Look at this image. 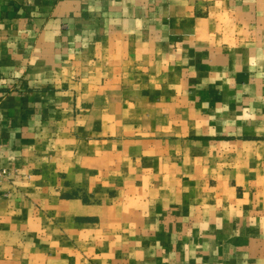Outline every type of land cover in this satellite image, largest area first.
I'll use <instances>...</instances> for the list:
<instances>
[{
    "label": "crops",
    "instance_id": "obj_1",
    "mask_svg": "<svg viewBox=\"0 0 264 264\" xmlns=\"http://www.w3.org/2000/svg\"><path fill=\"white\" fill-rule=\"evenodd\" d=\"M0 264H264V0H0Z\"/></svg>",
    "mask_w": 264,
    "mask_h": 264
},
{
    "label": "built area",
    "instance_id": "obj_2",
    "mask_svg": "<svg viewBox=\"0 0 264 264\" xmlns=\"http://www.w3.org/2000/svg\"><path fill=\"white\" fill-rule=\"evenodd\" d=\"M8 171L5 168L0 167V179L1 177H4Z\"/></svg>",
    "mask_w": 264,
    "mask_h": 264
}]
</instances>
